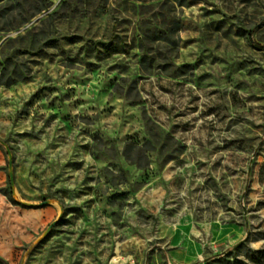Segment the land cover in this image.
Returning a JSON list of instances; mask_svg holds the SVG:
<instances>
[{
	"label": "rangeland",
	"instance_id": "obj_1",
	"mask_svg": "<svg viewBox=\"0 0 264 264\" xmlns=\"http://www.w3.org/2000/svg\"><path fill=\"white\" fill-rule=\"evenodd\" d=\"M0 264H264V0H0Z\"/></svg>",
	"mask_w": 264,
	"mask_h": 264
},
{
	"label": "water",
	"instance_id": "obj_2",
	"mask_svg": "<svg viewBox=\"0 0 264 264\" xmlns=\"http://www.w3.org/2000/svg\"><path fill=\"white\" fill-rule=\"evenodd\" d=\"M11 178L13 179V174H12V172H11Z\"/></svg>",
	"mask_w": 264,
	"mask_h": 264
}]
</instances>
